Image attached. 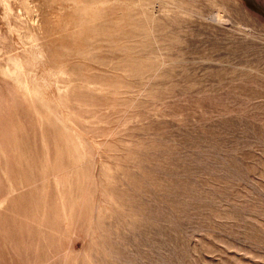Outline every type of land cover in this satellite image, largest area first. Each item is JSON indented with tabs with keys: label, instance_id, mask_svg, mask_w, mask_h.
<instances>
[{
	"label": "rangeland",
	"instance_id": "obj_1",
	"mask_svg": "<svg viewBox=\"0 0 264 264\" xmlns=\"http://www.w3.org/2000/svg\"><path fill=\"white\" fill-rule=\"evenodd\" d=\"M22 1L0 0V264H264V0H88L122 22L94 57L156 61L131 77L76 54L71 0Z\"/></svg>",
	"mask_w": 264,
	"mask_h": 264
},
{
	"label": "bare ground",
	"instance_id": "obj_2",
	"mask_svg": "<svg viewBox=\"0 0 264 264\" xmlns=\"http://www.w3.org/2000/svg\"><path fill=\"white\" fill-rule=\"evenodd\" d=\"M108 0H93V3H91V4H96V3H98V2H102V3H105V2H107ZM170 1V0H169ZM210 1V0H209ZM215 1V0H214ZM23 3H24V5H26L27 6V2H29V0L28 1H22ZM71 2H72V4H73V6H75V8L76 9H78L79 11H81L82 12V15L84 16V14L86 15V16H84L83 18H85L86 19V23H87V27H88V29H89V27L91 26L92 27V25H94L92 28H91V30H89V32L90 31H92L93 30V34H91V35H88V38H87V40L89 39V41H88V43H86L87 45L85 46V49H83V47L82 48H80V49H78L77 50V52H76V54H78V56H82V57H86L85 58V60L87 59V58H90L89 56H91V57H93V59L94 58H97L98 60H99V62L101 63V64H103V65H106V67H107V65H108V67H111L112 69H114L115 71L117 70V69H119V68H123V69H125L124 70V73L125 74H127L129 77H131V76H142L143 74H145L146 72H148V71H150V70H152V69H154L155 68V66H156V61L154 62V61H148V60H144V59H137V58H135L134 60L132 59V57L129 55V53H128V50L130 49V47H129V44H128V41L123 45V49L125 50V52H126V55H125V61H120V60H112V61H110L109 63L107 62L106 63V61H103V59L101 58V57H99V55L96 57V55H95V57H94V54H95V51L96 50H98V51H100V49L102 48L101 46H102V42H106V41H109V42H113V41H115L116 40V38H117V36H119L121 33H120V31H121V27H122V22H119V23H117L116 22V24L114 23V20H116L117 19V17H115V15L113 14V13H110V14H108V13H106L104 10H100V8L98 9V10H94V9H96V6L93 8V6H90L89 4L90 3H88V0H71ZM30 3H32V1L30 2ZM216 3V2H215ZM14 5V4H13ZM23 5V4H22ZM30 6V5H29ZM33 7V6H32ZM37 7V6H36ZM15 8V7H14ZM31 8V7H30ZM35 8V7H34ZM37 8H39V7H37ZM15 9H17V8H15ZM5 10V9H4ZM18 10V9H17ZM30 10V9H29ZM32 10V9H31ZM35 10V9H34ZM38 10V9H37ZM39 11V10H38ZM38 11H36V12H38ZM125 11V10H124ZM35 12V13H36ZM81 12L79 13V14H81ZM15 13V12H14ZM40 13V12H39ZM127 13V12H126ZM6 14V13H5ZM12 14V13H11ZM25 14V13H24ZM38 14V13H37ZM108 14V15H107ZM14 15H16V14H14ZM13 15V16H14ZM21 15V14H20ZM110 16L109 17V20H111V23H108L109 24V27L110 28H112L113 27V30H111V29H108L107 31L106 30H103V29H101V27H104L105 26V24L103 23V22H101L100 21V19H102V18H104L105 16ZM126 15V14H125ZM7 16V15H6ZM26 16V15H25ZM40 16V15H39ZM38 16V17H39ZM122 16V18H123V15H121ZM127 16H128V18L130 17L129 16V14L127 13ZM127 16H126V20H127ZM8 17V16H7ZM19 17V16H18ZM23 17V16H22ZM28 17V16H27ZM34 17H36V16H34ZM29 18V17H28ZM33 18V17H32ZM8 19V18H7ZM17 19V18H16ZM23 19V18H22ZM37 19V18H36ZM38 19H40V17L38 18ZM37 19V20H38ZM31 20H33V19H31ZM34 20H35V18H34ZM97 20H99V21H97ZM123 19H121V21H122ZM29 21V20H28ZM39 22L41 21V20H38ZM37 21V22H38ZM123 21H125V20H123ZM128 21H129V19H128ZM22 22V21H21ZM20 22V23H21ZM31 22H33V21H31ZM37 22H35V23H37ZM38 22V23H39ZM97 22H99V23H97ZM125 22H127V21H125ZM12 24H13V22H11ZM29 23H30V21H29ZM34 23V22H33ZM40 24H41V22H40ZM32 25V24H31ZM39 25V24H38ZM30 26V25H29ZM39 26H41V25H39ZM38 26V27H39ZM125 26L127 27V26H129L130 27V21L127 23V24H125ZM35 27V26H34ZM82 28H83V26H81ZM97 27H99V28H97ZM12 30H13V28H11ZM37 29V28H36ZM41 29V28H40ZM115 29H118V31L117 30H115ZM34 30H35V28H34ZM36 31H38V29L36 30ZM80 31H81V29H80ZM86 31V30H85ZM128 30H126L125 32H127ZM35 32V31H34ZM88 32V33H89ZM80 33H82V32H80ZM91 33V32H90ZM72 34V33H71ZM107 35H109L108 37H106ZM126 35H128V33H126ZM87 37V36H86ZM34 40V39H33ZM37 40H39V39H37ZM86 40V41H87ZM85 41V42H86ZM36 43V42H35ZM25 47V46H24ZM27 47H29V46H27ZM28 49V48H27ZM34 49V48H33ZM66 49V48H65ZM112 49L115 51V50H121V48H120V46H117V45H114V47L112 46ZM25 50V49H24ZM67 50V49H66ZM29 52H31V51H29ZM36 52V51H35ZM66 52H69L68 50L66 51ZM20 53V52H19ZM33 53V52H32ZM38 53H39V51H38ZM27 54V53H26ZM36 54V53H35ZM71 54V52L69 53V54H67V55H70ZM97 54V53H96ZM39 55V54H38ZM11 56V55H10ZM9 56V58H11ZM13 56V55H12ZM27 56H29V54H27ZM71 56V55H70ZM77 56V55H76ZM18 57V56H17ZM37 57V56H36ZM61 57V56H60ZM53 58H55V57H53ZM59 58V57H58ZM84 58H82V59H84ZM14 59V58H13ZM34 59V58H33ZM55 59H57V58H55ZM55 59H54V61H55ZM32 60V59H31ZM97 61V60H96ZM32 62V61H31ZM34 63H36L35 61H34ZM59 63V62H58ZM66 63V62H65ZM16 64H17V67H18V70L19 71H21V72H23L24 71V69H25V65L23 64V63H21V62H19V61H17L16 62ZM37 64V63H36ZM57 64V63H56ZM82 64V63H81ZM101 64H99V66H101ZM61 65V64H60ZM77 65V64H76ZM82 65H84V64H82ZM82 65H80V66H82ZM98 65V64H97ZM36 66V65H35ZM79 66V67H80ZM83 71V70H82ZM108 72H109V70H107ZM28 72V71H27ZM104 72V71H103ZM25 73V72H24ZM80 73V72H79ZM101 74H99L100 76H98V77H103V76H101L103 73H102V70H101V72H100ZM107 73V72H106ZM26 74V73H25ZM104 74H105V72H104ZM118 74V73H117ZM27 75V74H26ZM97 75V74H96ZM107 74H105L104 76H106ZM109 75H111L110 73H109ZM18 76V75H17ZM81 77H82V74L80 75ZM91 76V75H90ZM114 76V75H113ZM84 77V76H83ZM107 77V76H106ZM112 77V76H111ZM110 78V76L108 77V79ZM113 78V77H112ZM27 79H28V77H27ZM82 79H85V78H82ZM111 79V78H110ZM117 79H118V76H117ZM76 80V79H75ZM77 80H78V78H77ZM86 80H90V79H86ZM99 80H101V79H99ZM102 80H104V79H102ZM113 80H115V78L113 79ZM28 81V80H27ZM74 81V80H73ZM80 81V80H79ZM79 81H74V82H79ZM82 81H84V80H82ZM109 81V80H108ZM24 82V81H23ZM85 82V81H84ZM106 82V81H105ZM119 82H121L120 80H119ZM27 83V82H26ZM32 83V82H31ZM81 83V82H80ZM108 83V82H107ZM106 83V84H107ZM117 83H118V81H117ZM117 83H116V81L115 82H109L108 84H109V90L111 91V92H114L115 90H119V89H117V88H119V86L117 85ZM76 84V83H75ZM78 84V83H77ZM119 84V83H118ZM20 85V84H19ZM27 85V84H26ZM31 86V85H30ZM29 86V87H30ZM85 86V85H84ZM121 86V85H120ZM78 88V86H76L75 85V88ZM31 88V87H30ZM34 88V87H33ZM101 89V91H103V90H105L106 89V87H104V86H101L100 87ZM28 90H30L29 88H27ZM89 89V88H88ZM32 90V89H31ZM75 90V89H74ZM89 90H92L93 91V89L91 88V89H89ZM99 90V89H98ZM120 90H121V88H120ZM23 91V90H22ZM78 91V90H77ZM125 91H127V90H125ZM24 92V91H23ZM74 92V91H73ZM72 92V93H73ZM118 92V91H117ZM128 92H129V90H128ZM77 93V92H76ZM105 93V92H104ZM75 94V93H74ZM101 94V93H100ZM112 94H114L115 95V92L114 93H112ZM42 95V94H41ZM75 95H77V94H75ZM103 95H106V94H103ZM113 95V96H114ZM46 96V95H45ZM44 96V97H45ZM64 96V95H63ZM112 96V95H111ZM111 96H110V98L109 99H111L112 100V98H111ZM101 97V96H100ZM104 98H106L105 96H103ZM46 98V97H45ZM104 98H102V99H104ZM108 98V97H107ZM114 98V97H113ZM118 98H119V94H118ZM117 98V99H118ZM29 99V98H28ZM48 99V98H47ZM64 99V98H63ZM49 100V99H48ZM116 100V99H115ZM64 101V100H63ZM48 105H50V104H48ZM57 109V108H56ZM48 116V115H47ZM66 119H67V117H65ZM64 118V119H65ZM68 121V120H67ZM65 123H67V122H65ZM70 125V124H69ZM72 127V126H71ZM77 132H79V131H77ZM61 133V132H60ZM57 138V137H56ZM63 138H64V145H63V147L65 148V149H68V151H69V158L72 160V161H80L81 159H83V158H85V156H84V154L83 153H81V151H80V149L82 148V146H84L83 144H84V139H83V137H81L79 134H76V133H65V134H63ZM86 154V153H85ZM90 158V157H89Z\"/></svg>",
	"mask_w": 264,
	"mask_h": 264
}]
</instances>
